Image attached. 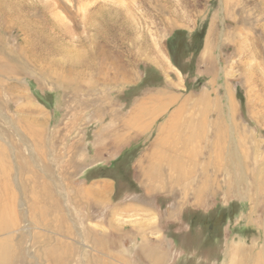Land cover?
Here are the masks:
<instances>
[{
    "label": "rangeland",
    "instance_id": "374dc122",
    "mask_svg": "<svg viewBox=\"0 0 264 264\" xmlns=\"http://www.w3.org/2000/svg\"><path fill=\"white\" fill-rule=\"evenodd\" d=\"M145 94L179 97L158 122L177 114L176 129L198 131L181 132L182 163L196 166L171 194L184 202V225L197 217L205 239L200 219L245 204H226L237 195L222 170L227 131L235 145L243 128L248 147L264 145V0H0V213L15 254L27 259L15 255L10 264H51L39 256L52 247H61L64 264H115L110 212L74 203L70 174L82 167L65 150L76 139L90 149L91 129L110 106L124 110ZM210 152L214 175L206 182L201 164ZM132 155L110 169L116 201L137 192ZM241 159L252 175V161ZM240 186L244 193L253 185ZM211 190L219 210L189 214L193 193ZM220 232L215 227L213 243ZM211 254L222 264L219 248Z\"/></svg>",
    "mask_w": 264,
    "mask_h": 264
},
{
    "label": "crops",
    "instance_id": "0c3cea01",
    "mask_svg": "<svg viewBox=\"0 0 264 264\" xmlns=\"http://www.w3.org/2000/svg\"><path fill=\"white\" fill-rule=\"evenodd\" d=\"M178 99L174 95L145 94L134 98L124 110L110 106L108 118L99 121L98 126L95 123L91 129L93 141L90 149L86 148L83 152L79 139L69 142L65 152L72 157V165L73 160H76V167H82L81 172L70 174L73 178L71 185L76 192L74 203L78 208L90 209L98 205L100 209L107 208L110 212V239L113 237L112 232H116L110 242V247L115 248L110 252V263L218 264L215 257L208 253H211V249L219 248L222 264H264V145L262 147L257 143L248 147V133L244 128L235 134L239 137L235 145L234 132L227 131V142L223 145L227 169L223 167L222 170L232 178L237 195L232 194V198L228 196L226 204L233 198L245 204L241 208L237 207V210L227 208L214 216L200 219L206 234L205 239L201 240L197 236L199 231L194 229L198 225V218L191 216L192 222L189 224L193 226L186 227L183 223L186 211L184 202L171 194L174 187L185 181L182 177L193 166L186 163L190 160L182 163L181 147L188 146H182L179 139L182 130L175 128L180 124V119L175 114L165 122H158L166 106L176 103ZM193 101L201 103L202 100L200 97ZM183 132L185 137L198 135L196 130ZM253 132L256 131L253 129ZM230 137L232 142L228 140ZM130 152H135V155L131 156L128 164L133 169V174L132 171L130 174L133 181L129 183L136 184L137 192L116 201L118 181L115 172L111 174L110 169L117 168V161L130 156ZM235 153L236 156H232ZM209 154L201 164L210 171L202 170L203 173L205 171L206 182H211L214 175L212 154ZM242 157L243 160L252 161V175H245ZM259 168L261 172L257 171ZM93 170L103 172L96 176L90 175ZM241 184L253 186L242 193ZM193 194L189 201V214L195 211L192 208L204 209L210 215L219 210L215 206L213 196L216 197V194L212 190ZM224 196L226 192L222 190L221 198ZM220 209H223L222 205ZM129 213L139 214L141 219L133 220V216L129 219ZM115 217L121 223H116ZM215 227L221 231V240L217 244L213 243ZM181 234L196 238L186 236L181 239Z\"/></svg>",
    "mask_w": 264,
    "mask_h": 264
},
{
    "label": "bare ground",
    "instance_id": "6f19581e",
    "mask_svg": "<svg viewBox=\"0 0 264 264\" xmlns=\"http://www.w3.org/2000/svg\"><path fill=\"white\" fill-rule=\"evenodd\" d=\"M13 223V221H12ZM11 223V224H12ZM8 228V227H7ZM6 230V223L4 222V217L0 213V264H10L11 258L15 257V249H13L9 243V238H7V234L4 235V231ZM3 233V234H2ZM47 251V250H46ZM44 251L39 257L46 260L47 262L50 260L51 264H64L65 256L61 254V247H52L48 249L46 252ZM24 252V251H23ZM46 253V254H45ZM18 259H25L24 254L19 251ZM15 260V258H14ZM27 262V259L24 260Z\"/></svg>",
    "mask_w": 264,
    "mask_h": 264
}]
</instances>
